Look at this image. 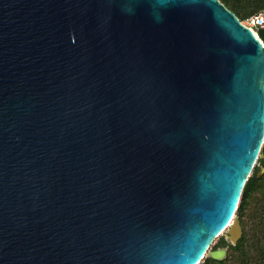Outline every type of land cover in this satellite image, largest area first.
Listing matches in <instances>:
<instances>
[{
	"label": "water",
	"instance_id": "obj_1",
	"mask_svg": "<svg viewBox=\"0 0 264 264\" xmlns=\"http://www.w3.org/2000/svg\"><path fill=\"white\" fill-rule=\"evenodd\" d=\"M263 144L220 0H0V264H199Z\"/></svg>",
	"mask_w": 264,
	"mask_h": 264
},
{
	"label": "rangeland",
	"instance_id": "obj_2",
	"mask_svg": "<svg viewBox=\"0 0 264 264\" xmlns=\"http://www.w3.org/2000/svg\"><path fill=\"white\" fill-rule=\"evenodd\" d=\"M224 3L230 8L237 9L240 17H245L247 14L261 8L264 5V0H224ZM262 151H264V144L262 146ZM261 157L257 159L255 166L260 165L259 159ZM263 169H264L263 167H260L259 176L261 175V172ZM261 184L263 185L258 187L253 192L244 210L243 217H242V223H243L242 228L244 231H247L248 233H252V231H254L255 232L254 236L259 238L260 242H262L261 245H264V182ZM235 217L238 218L237 213ZM236 243H233L228 238V232H227V229H225L222 232V234H220L212 242L208 250V253H209L210 251H213L219 248H225L226 249L225 258L214 259L210 257L209 254L207 253L199 264H214L213 262H210V263L204 262L207 258H211L213 260L221 261V262H224V260L232 262V259H234V255H233V250L230 249V245H235ZM259 264H264V263H259Z\"/></svg>",
	"mask_w": 264,
	"mask_h": 264
},
{
	"label": "trees",
	"instance_id": "obj_3",
	"mask_svg": "<svg viewBox=\"0 0 264 264\" xmlns=\"http://www.w3.org/2000/svg\"><path fill=\"white\" fill-rule=\"evenodd\" d=\"M220 1L224 3V0H220ZM227 7L230 10H232L238 16V18L240 20L244 18V17L239 16V14H238L239 12L237 9L230 8L229 6H227ZM255 11H253V12H255ZM258 35L264 43V30H260ZM261 152H262L261 153L262 157L259 159L260 165H257L254 167L252 175L249 177V179L245 183V186H244V189L242 192V196H241V201H240L239 206L237 208L236 213L238 215V219L240 221L241 227L243 225V223H242L243 213H244V210L248 204L249 199L251 198L253 192L258 187L263 185L261 183L264 182V169L262 170L261 175L259 176L260 167L264 168V151H262V149H261ZM254 233H255L254 231H252V233H248L247 231H244L242 228V235L238 239L237 243L235 245H230V249L233 250V255H234V259H232V262L227 261V260L226 261L224 260V262H221V261L213 260L211 258H207L204 262H209V263L213 262L214 264H259V263H264V245H261L262 242H260L258 237L254 236Z\"/></svg>",
	"mask_w": 264,
	"mask_h": 264
},
{
	"label": "built area",
	"instance_id": "obj_4",
	"mask_svg": "<svg viewBox=\"0 0 264 264\" xmlns=\"http://www.w3.org/2000/svg\"><path fill=\"white\" fill-rule=\"evenodd\" d=\"M240 22L250 28L256 37L260 38L258 33L264 30V6L245 16Z\"/></svg>",
	"mask_w": 264,
	"mask_h": 264
}]
</instances>
